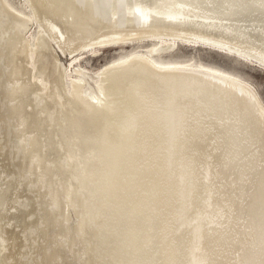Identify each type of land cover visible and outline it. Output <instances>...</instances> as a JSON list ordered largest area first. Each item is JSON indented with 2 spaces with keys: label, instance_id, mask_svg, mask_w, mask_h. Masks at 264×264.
Segmentation results:
<instances>
[{
  "label": "bare ground",
  "instance_id": "6f19581e",
  "mask_svg": "<svg viewBox=\"0 0 264 264\" xmlns=\"http://www.w3.org/2000/svg\"><path fill=\"white\" fill-rule=\"evenodd\" d=\"M178 43L264 67V0H0V264H264V101Z\"/></svg>",
  "mask_w": 264,
  "mask_h": 264
},
{
  "label": "rangeland",
  "instance_id": "374dc122",
  "mask_svg": "<svg viewBox=\"0 0 264 264\" xmlns=\"http://www.w3.org/2000/svg\"><path fill=\"white\" fill-rule=\"evenodd\" d=\"M181 44V45H180ZM109 46L107 48L101 49L96 55L88 53H83L82 57L79 59L82 68H87L86 70L92 74L96 71L99 66L125 53L130 46ZM183 43H178V47L169 55V59L172 60H184L193 56L206 64L214 65L233 73H237L245 78H247L252 85L255 86L256 91L261 95L264 101V67L254 66L252 63L243 62L235 57L228 56L226 54L211 51L200 46L192 47V45L187 46ZM117 54V55H116ZM61 62L68 63L69 56L61 55L59 52ZM85 56V57H83ZM263 68V69H262ZM89 69V70H88ZM89 83L94 85L92 79H89ZM92 82V83H91Z\"/></svg>",
  "mask_w": 264,
  "mask_h": 264
}]
</instances>
